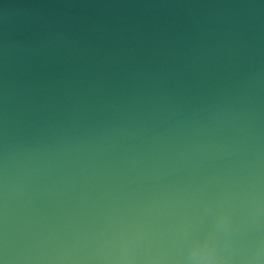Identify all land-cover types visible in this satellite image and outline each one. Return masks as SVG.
<instances>
[{
    "label": "water",
    "instance_id": "1",
    "mask_svg": "<svg viewBox=\"0 0 264 264\" xmlns=\"http://www.w3.org/2000/svg\"><path fill=\"white\" fill-rule=\"evenodd\" d=\"M206 237L225 264L264 239V0H0V264Z\"/></svg>",
    "mask_w": 264,
    "mask_h": 264
},
{
    "label": "clouds",
    "instance_id": "2",
    "mask_svg": "<svg viewBox=\"0 0 264 264\" xmlns=\"http://www.w3.org/2000/svg\"><path fill=\"white\" fill-rule=\"evenodd\" d=\"M219 223L224 229L229 227V218L225 213H221ZM192 251L198 264H225L216 242L211 237H206L203 243L195 242ZM248 264H264V239L258 241L255 253L249 257Z\"/></svg>",
    "mask_w": 264,
    "mask_h": 264
}]
</instances>
